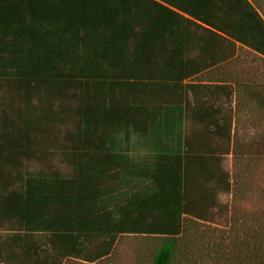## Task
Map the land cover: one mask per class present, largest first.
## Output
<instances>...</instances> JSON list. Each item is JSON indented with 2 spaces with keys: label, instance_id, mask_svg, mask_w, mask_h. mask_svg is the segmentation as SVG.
<instances>
[{
  "label": "trees",
  "instance_id": "1",
  "mask_svg": "<svg viewBox=\"0 0 264 264\" xmlns=\"http://www.w3.org/2000/svg\"><path fill=\"white\" fill-rule=\"evenodd\" d=\"M240 48L264 64V0H0V264H118L123 235L139 264H264Z\"/></svg>",
  "mask_w": 264,
  "mask_h": 264
},
{
  "label": "rangeland",
  "instance_id": "2",
  "mask_svg": "<svg viewBox=\"0 0 264 264\" xmlns=\"http://www.w3.org/2000/svg\"><path fill=\"white\" fill-rule=\"evenodd\" d=\"M239 58L241 62L248 67L255 66V70L259 69L260 67H264L262 60L260 59L259 55L255 54L249 49L240 48L239 49ZM252 116V117H251ZM235 117L233 121V134L239 136L240 138H250L257 140L262 137V126L256 124V120L252 114H248L242 109L236 108V111L233 115ZM234 158L232 154H229L223 159V168L226 169L230 174L234 171ZM30 170H41L46 169V171H57L63 174H68L70 172V168L66 166L62 160L56 156L51 158L49 161L46 162H32L29 164ZM264 162L259 166L255 173V179L259 186L264 185ZM230 199L229 195L221 196L222 201H228ZM250 199L244 202L242 205L245 207L250 206ZM138 239L134 235H123L120 237L118 242V254L120 261L118 264H139L133 259L132 253L133 249L137 247ZM131 256V257H130Z\"/></svg>",
  "mask_w": 264,
  "mask_h": 264
}]
</instances>
